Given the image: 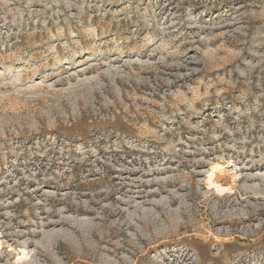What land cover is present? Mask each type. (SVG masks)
<instances>
[{
	"label": "rangeland",
	"instance_id": "374dc122",
	"mask_svg": "<svg viewBox=\"0 0 264 264\" xmlns=\"http://www.w3.org/2000/svg\"><path fill=\"white\" fill-rule=\"evenodd\" d=\"M0 264H264V0H0Z\"/></svg>",
	"mask_w": 264,
	"mask_h": 264
},
{
	"label": "bare ground",
	"instance_id": "6f19581e",
	"mask_svg": "<svg viewBox=\"0 0 264 264\" xmlns=\"http://www.w3.org/2000/svg\"><path fill=\"white\" fill-rule=\"evenodd\" d=\"M225 165V164H223ZM218 166V165H217ZM221 166V165H220ZM222 167V166H221ZM220 167H213L212 170L209 172L208 176H207V183L209 187L214 188L218 193L222 194V193H226V192H230L232 190V181L227 180L225 178H220L218 177L216 174L217 172H222L221 169H219ZM223 176V175H222ZM229 176V175H228ZM231 177V176H230ZM230 179V178H229ZM230 181V182H229Z\"/></svg>",
	"mask_w": 264,
	"mask_h": 264
}]
</instances>
